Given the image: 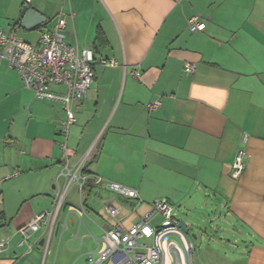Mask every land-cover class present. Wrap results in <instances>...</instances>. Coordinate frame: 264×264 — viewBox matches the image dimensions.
<instances>
[{"label":"crops","instance_id":"0c3cea01","mask_svg":"<svg viewBox=\"0 0 264 264\" xmlns=\"http://www.w3.org/2000/svg\"><path fill=\"white\" fill-rule=\"evenodd\" d=\"M23 4L0 0L1 29L16 27L20 34ZM28 5L46 18L30 31L37 33L31 43L61 13L73 11L67 41L92 49L96 57L95 80L88 98L76 106L67 141L70 166L84 160L86 182L79 180L82 188L71 183L50 239V227L42 225L22 243L18 230L51 211L65 186L60 128L66 114L61 104L36 99L1 61L0 239L8 248L0 264H87L104 229L131 228L162 198L182 206L188 230L223 222L217 224L219 240L227 246L216 238L203 240L192 264H264V0ZM192 16L206 22L204 31L189 29ZM101 59L118 64L103 66ZM186 63L196 65L193 74L184 72ZM157 99L161 106L150 110ZM242 149L250 158L234 179L232 165ZM110 183L135 190L141 201L112 191ZM120 202L135 205V218L122 217ZM72 205H83L87 215L79 217ZM109 206L118 214H109Z\"/></svg>","mask_w":264,"mask_h":264},{"label":"built area","instance_id":"2783aa9c","mask_svg":"<svg viewBox=\"0 0 264 264\" xmlns=\"http://www.w3.org/2000/svg\"><path fill=\"white\" fill-rule=\"evenodd\" d=\"M32 0H24L29 4ZM75 12L61 13L51 29L41 31L36 44L22 37L18 28L6 31L0 28V62L6 61L10 68L14 69L21 78L24 88L31 91L34 97L63 106L66 119L60 128V135L64 137L61 143L65 164L62 167L61 176H65L66 183L62 190L58 189L55 202L51 211L40 213L33 217L27 224L22 226L18 233L27 241L31 232H37L42 225L49 229V239L53 225L61 207L67 201L68 189L72 182L79 180L86 182L82 175L84 160L74 169L70 166L68 153V134L70 128L76 123V106L89 96L91 86L95 80L96 57L92 49H82L79 45L67 41L66 27L68 21H73ZM189 29L192 32L204 31L206 22L199 16H192L188 20ZM103 66H117L114 59H101ZM196 65L186 63L184 72L193 74ZM138 75L137 71L133 72ZM56 88H63L58 91ZM161 106L157 99L148 105L150 110ZM247 136L244 137L246 142ZM250 158L249 153L239 150L231 169L234 179L240 178L246 169V163ZM19 175L14 172L6 179ZM109 189L129 199L140 202L138 193L121 185L110 183ZM79 217L87 215L83 205L70 207ZM112 216L118 214L113 206L107 208ZM160 216L162 220L155 223ZM64 223L63 231L67 230ZM98 249L89 253L87 264H192L194 246L186 234L179 227V219L174 206L168 199L155 200L148 212L140 217L139 221L131 228L125 229L119 225L104 229L102 236L97 240ZM8 242L0 239V257L7 250ZM48 250V242L45 252Z\"/></svg>","mask_w":264,"mask_h":264},{"label":"rangeland","instance_id":"374dc122","mask_svg":"<svg viewBox=\"0 0 264 264\" xmlns=\"http://www.w3.org/2000/svg\"><path fill=\"white\" fill-rule=\"evenodd\" d=\"M20 34L23 37H25L27 40H29L30 42H33L37 36V33L35 32H24L23 30L20 31ZM113 197H115V195L111 193V198ZM126 200L128 201L127 198ZM169 202L174 206L175 213L178 216L179 220H187V214L183 211L182 206L177 203H172L171 201ZM120 206L123 208L122 217L128 216L130 217V219L135 218L136 216L135 210H134L135 205H130L129 202H120ZM161 220L162 218L160 216H157L154 222L157 223V222H160ZM217 224L220 225V224H223V222L213 221L211 224L210 222H208V223L203 224L200 227V229H197L191 226L189 227V233L187 236L193 241L196 254L201 253L203 251V247L206 245V243H204L203 241L205 239L216 238L219 242L218 243L219 246L221 247L227 246L226 244L220 245L219 235H221V230H220L221 227H218ZM212 246L214 247L215 245L212 244Z\"/></svg>","mask_w":264,"mask_h":264},{"label":"water","instance_id":"95a60500","mask_svg":"<svg viewBox=\"0 0 264 264\" xmlns=\"http://www.w3.org/2000/svg\"><path fill=\"white\" fill-rule=\"evenodd\" d=\"M45 22H46V18L42 14H40L34 8H29L26 11L23 19L21 20L19 24V28H21L24 31L30 32L35 29H38ZM179 227L183 230L185 234L189 233L187 223L184 220L179 221Z\"/></svg>","mask_w":264,"mask_h":264},{"label":"trees","instance_id":"16d2710c","mask_svg":"<svg viewBox=\"0 0 264 264\" xmlns=\"http://www.w3.org/2000/svg\"><path fill=\"white\" fill-rule=\"evenodd\" d=\"M23 6L25 8V13H26V11L30 8V5L24 3Z\"/></svg>","mask_w":264,"mask_h":264}]
</instances>
